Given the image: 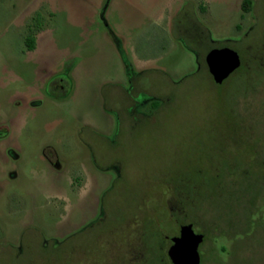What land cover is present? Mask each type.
<instances>
[{"label":"rangeland","instance_id":"1","mask_svg":"<svg viewBox=\"0 0 264 264\" xmlns=\"http://www.w3.org/2000/svg\"><path fill=\"white\" fill-rule=\"evenodd\" d=\"M243 1L0 0V264H170L184 224L200 264H264V0Z\"/></svg>","mask_w":264,"mask_h":264},{"label":"water","instance_id":"2","mask_svg":"<svg viewBox=\"0 0 264 264\" xmlns=\"http://www.w3.org/2000/svg\"><path fill=\"white\" fill-rule=\"evenodd\" d=\"M205 63L216 84H221L241 65L239 53L231 47H213L205 55ZM204 235L196 233L192 224L180 226L179 233L170 238L167 249L170 264H200L199 245Z\"/></svg>","mask_w":264,"mask_h":264},{"label":"trees","instance_id":"3","mask_svg":"<svg viewBox=\"0 0 264 264\" xmlns=\"http://www.w3.org/2000/svg\"><path fill=\"white\" fill-rule=\"evenodd\" d=\"M249 4H250V0H244L243 1L242 5H241V8H242L243 12L248 11ZM25 45H26V48L28 50L34 49V47H35V37H34L33 34L29 33V34L26 35V37H25ZM122 56H123L125 67H126L127 71H129V67H130L129 61L127 60V58L125 57L123 52H122Z\"/></svg>","mask_w":264,"mask_h":264},{"label":"flooded vegetation","instance_id":"4","mask_svg":"<svg viewBox=\"0 0 264 264\" xmlns=\"http://www.w3.org/2000/svg\"><path fill=\"white\" fill-rule=\"evenodd\" d=\"M56 84V88L59 90V89H63L64 87H65V85L66 84H64L63 83V79H61V78H55L54 80H53ZM57 81V82H56Z\"/></svg>","mask_w":264,"mask_h":264}]
</instances>
